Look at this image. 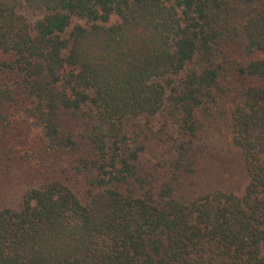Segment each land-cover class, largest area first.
Here are the masks:
<instances>
[{"label":"trees","instance_id":"16d2710c","mask_svg":"<svg viewBox=\"0 0 264 264\" xmlns=\"http://www.w3.org/2000/svg\"><path fill=\"white\" fill-rule=\"evenodd\" d=\"M209 119L243 195L182 192ZM14 170L0 264H264V0H0Z\"/></svg>","mask_w":264,"mask_h":264},{"label":"rangeland","instance_id":"374dc122","mask_svg":"<svg viewBox=\"0 0 264 264\" xmlns=\"http://www.w3.org/2000/svg\"><path fill=\"white\" fill-rule=\"evenodd\" d=\"M22 12L30 19L37 16L32 10L22 7ZM212 121V122H211ZM201 135L197 140L200 155V165L197 171L189 179H185L182 192L187 196L222 189L243 195L248 182V174L242 164L237 149L228 138V129L223 120H204ZM18 169V167H17ZM21 170L18 173L21 174ZM9 182L0 178V200L7 199L13 203L21 193L17 186L15 170Z\"/></svg>","mask_w":264,"mask_h":264}]
</instances>
